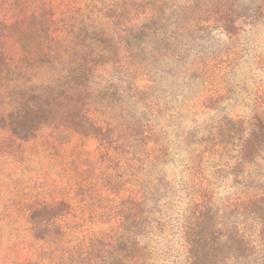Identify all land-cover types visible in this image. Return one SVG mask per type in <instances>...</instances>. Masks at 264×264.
Returning <instances> with one entry per match:
<instances>
[{
  "label": "rangeland",
  "instance_id": "obj_1",
  "mask_svg": "<svg viewBox=\"0 0 264 264\" xmlns=\"http://www.w3.org/2000/svg\"><path fill=\"white\" fill-rule=\"evenodd\" d=\"M45 159L63 220L108 238L63 264H264V0H0V173L28 207Z\"/></svg>",
  "mask_w": 264,
  "mask_h": 264
},
{
  "label": "trees",
  "instance_id": "obj_2",
  "mask_svg": "<svg viewBox=\"0 0 264 264\" xmlns=\"http://www.w3.org/2000/svg\"><path fill=\"white\" fill-rule=\"evenodd\" d=\"M12 137L17 139L18 133L15 131ZM55 161L44 160L43 180L52 188L44 192L41 209L23 204L24 195L19 184L24 173L20 162L14 165L11 160L1 161V164H6L3 168L8 165L7 168L12 170L14 166V170L12 177L0 173V243H5L2 239H7L9 245V240H21L19 245L12 243L16 253L0 254V264H63V261L73 258L85 260L97 244L108 239L101 227H81L63 220L66 216L61 205L68 202L70 196L61 191V184L54 173L59 167H55ZM48 164H51L50 168ZM36 233L38 236L34 237ZM33 241L34 245H31Z\"/></svg>",
  "mask_w": 264,
  "mask_h": 264
}]
</instances>
